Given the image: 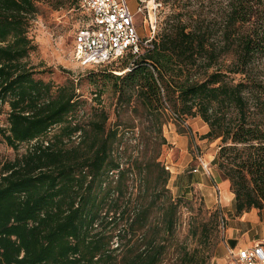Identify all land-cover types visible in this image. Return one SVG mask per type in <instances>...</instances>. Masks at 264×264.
Segmentation results:
<instances>
[{
    "label": "trees",
    "instance_id": "1",
    "mask_svg": "<svg viewBox=\"0 0 264 264\" xmlns=\"http://www.w3.org/2000/svg\"><path fill=\"white\" fill-rule=\"evenodd\" d=\"M74 1L0 0V134L16 153L0 161V264H162L179 204L157 139L150 155L142 136L125 156L129 111L152 134L169 113L179 124L200 118L202 138L220 140L214 164L237 213L264 210V0H179L154 48L106 74L113 124L102 92L86 111L74 82L39 79L30 62L40 4Z\"/></svg>",
    "mask_w": 264,
    "mask_h": 264
},
{
    "label": "rangeland",
    "instance_id": "2",
    "mask_svg": "<svg viewBox=\"0 0 264 264\" xmlns=\"http://www.w3.org/2000/svg\"><path fill=\"white\" fill-rule=\"evenodd\" d=\"M127 1L135 14L140 38L145 41L149 37L146 22L148 11L146 9L138 14L141 5L138 0ZM157 1L162 4L157 11L158 33L167 17L177 11L179 0ZM54 5L40 4V13L32 22L29 32L37 45V51L30 56L31 64L37 66V78L51 80L58 86L74 82L80 98L87 102L86 111L94 106L95 94L102 92L103 105L111 114L110 123H115V98L112 85L105 76L111 69L115 70L116 75L124 74L129 69L127 67L124 71L125 65L132 63L135 58L128 54L106 65L82 66L73 57L74 37L76 30L89 19L88 14L80 7V0L67 3L58 10L53 9ZM8 112L7 105L0 109V129L8 127ZM169 114L161 134L144 130L145 126H139L137 121L130 118V111L122 114L125 123L136 126L123 129L124 141L130 146L125 156L136 155L135 148L142 136L149 141L150 155L151 143L157 139L158 144H161L159 161L171 174L166 189L168 196L178 202L179 208L176 227L166 242L167 251L162 264H189L185 253L192 254L196 264H236L229 254L231 249L264 242V210L259 212L253 209L242 215L237 213L234 199L230 202L233 194L230 184L228 188L221 184L214 164L220 140L202 138L209 128L200 118L188 119L179 124ZM119 150L123 153L124 145ZM15 156V151L2 140L0 134V161L14 159ZM202 162L208 165L207 170L202 168ZM129 186V192L136 197L138 181H130ZM152 215L153 219H160L158 211ZM113 243V247H116V240Z\"/></svg>",
    "mask_w": 264,
    "mask_h": 264
},
{
    "label": "built area",
    "instance_id": "3",
    "mask_svg": "<svg viewBox=\"0 0 264 264\" xmlns=\"http://www.w3.org/2000/svg\"><path fill=\"white\" fill-rule=\"evenodd\" d=\"M137 13L146 9L149 37L142 41L137 29L135 14L127 0H80V7L89 19L82 24L74 37V60L82 66H101L132 54L138 58L154 48L157 34V11L162 6L157 0H138ZM142 51H141V48ZM130 65L128 70H131ZM202 168L208 165L201 163ZM168 169V168H167ZM229 254L236 264H264V242L231 249Z\"/></svg>",
    "mask_w": 264,
    "mask_h": 264
},
{
    "label": "crops",
    "instance_id": "4",
    "mask_svg": "<svg viewBox=\"0 0 264 264\" xmlns=\"http://www.w3.org/2000/svg\"><path fill=\"white\" fill-rule=\"evenodd\" d=\"M219 176V175H218ZM221 179V178H220ZM221 184L225 187V188H228V186H229V182L228 181H226V180H221ZM232 195V197H231V199H230V202L234 199V195L233 194H231Z\"/></svg>",
    "mask_w": 264,
    "mask_h": 264
}]
</instances>
